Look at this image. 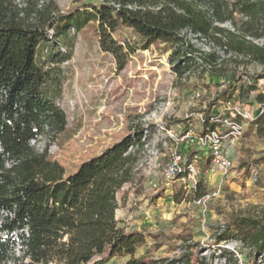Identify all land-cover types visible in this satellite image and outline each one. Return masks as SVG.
I'll use <instances>...</instances> for the list:
<instances>
[{
    "label": "trees",
    "instance_id": "1",
    "mask_svg": "<svg viewBox=\"0 0 264 264\" xmlns=\"http://www.w3.org/2000/svg\"><path fill=\"white\" fill-rule=\"evenodd\" d=\"M226 23L232 27L223 26ZM89 24L120 69L136 49L163 43L172 49L177 73L201 64L202 77L224 85L204 112L199 134L220 126L209 118L217 101H231L238 91L242 100L249 96L252 88L240 85L248 73L241 69L238 55L264 64V46L250 39L264 37V0H76L68 11L60 10L54 0H26L24 7L16 0H0V264L9 258L11 237L17 231L22 256L16 260L21 258L23 264H108L115 256L127 255V264L180 262L137 256L148 237L157 236L127 230L116 216L120 192L136 182L143 139H148L144 128L94 155L70 175L51 157L49 145L40 151L32 144L33 139L56 137L67 126L63 109L48 89L53 74L45 65L54 56L51 44L59 33L80 31ZM186 29L232 56L220 59L215 49L200 52L183 33ZM255 78L264 80V72ZM256 100L264 104V94ZM235 120L239 122L240 116ZM256 123L264 135V113ZM186 156L199 166L204 162L205 169L212 164V156L201 147ZM256 163L264 165V151ZM202 172L194 201L209 193ZM184 194L178 191L175 201L180 203ZM229 239L241 240L255 257L264 250V216L231 214L219 228V241ZM190 256L185 254V264H193ZM199 264H207L205 258Z\"/></svg>",
    "mask_w": 264,
    "mask_h": 264
},
{
    "label": "rangeland",
    "instance_id": "2",
    "mask_svg": "<svg viewBox=\"0 0 264 264\" xmlns=\"http://www.w3.org/2000/svg\"><path fill=\"white\" fill-rule=\"evenodd\" d=\"M54 1L62 11H68L76 2ZM16 3L24 7L26 0ZM223 26L232 27L230 23ZM191 39L200 52L214 50L200 39ZM250 39L264 46V37ZM51 49L54 56L45 65L53 74L48 89L63 109L67 126L54 138L42 137L38 144L50 146L49 154L64 166L67 175L139 127L146 130L148 140L160 149L159 159L152 158L150 168L139 169L136 182L125 186L119 194L116 216L120 225L157 236L156 240L148 237L147 243L138 248L137 256L177 259L180 262L176 264H185V254L190 252L193 264H199L202 258L207 264H215L219 228L231 214L264 216V165L256 163L264 151V135L256 123L264 113V104L256 100L258 94H264V80L255 78L264 72V64L238 55L241 69L245 67L248 73L243 75L240 85L252 88L249 96L242 100L238 91L233 100L217 101L211 109L212 114L223 118L235 120L240 116L245 132L242 138L226 137L233 162L230 170L212 165L205 169L201 162L200 171L209 193L214 195L206 205H200L192 198L200 175L197 181L178 177L167 184L163 172L175 152L200 147L195 140L204 127L200 114L221 89L208 76L199 74L201 64H193L190 72L180 75L171 60L172 49L162 43L136 49L125 68L120 69L115 56L101 48L91 24L80 31L70 28L59 33ZM215 51L220 59L232 56L219 47ZM198 62L202 63L201 59ZM197 92L201 96L197 97ZM254 167L260 174L257 182L252 181L250 174ZM180 190L185 198L178 203L175 194ZM19 233L11 237L13 250L4 264L25 262L21 258L16 260L22 256ZM241 255V262L229 255L231 264H255L249 251L242 249ZM129 259V255L115 256L108 264H127Z\"/></svg>",
    "mask_w": 264,
    "mask_h": 264
},
{
    "label": "built area",
    "instance_id": "3",
    "mask_svg": "<svg viewBox=\"0 0 264 264\" xmlns=\"http://www.w3.org/2000/svg\"><path fill=\"white\" fill-rule=\"evenodd\" d=\"M183 33H186L190 38L194 37L196 39H200L206 46H211L215 49L213 42L207 38H204L201 34L194 33L190 29L184 30ZM221 59H223V57H221ZM223 86L224 85H221L220 87L223 88ZM196 95L199 97L201 96V93L197 92ZM200 116L202 120H204V113L200 114ZM244 116L248 117L247 115ZM209 118L212 121L220 123V126L216 129L207 130L205 133L197 135L195 137L196 143L212 156V166L218 167L224 171H228L233 167V162L227 149L226 137L229 135H234L236 138H242L245 132V127L236 120H232L228 117L223 118L215 113H211ZM225 125L228 127V129L224 127ZM41 139L42 138L39 140L33 139L32 144L37 145L40 148V151H44L45 146L42 145L40 147L38 144ZM143 141L145 142V148L143 151L144 154L137 163V171L143 168H150V165L152 164V158L159 159L160 157V149L155 143L150 142V140H148L146 137L143 139ZM49 147L50 146H48V152ZM186 152V150L184 153L182 151L175 152L169 162L166 163L163 176L167 184L181 176L183 178H188L189 180L197 181L196 179L200 175V166L197 162H189L186 158ZM250 174L252 181L257 182L259 180L260 174L257 167L252 168ZM213 195L214 194L208 193L204 197L196 200V203L200 205H206L212 199ZM218 245L219 249L217 252H215L217 255L215 264H231L229 255L237 257L239 262H241V250L244 249L249 252L251 251V248L246 247L239 239L224 240ZM225 251L228 252L229 255L225 254ZM255 264H264V250L260 253H256Z\"/></svg>",
    "mask_w": 264,
    "mask_h": 264
}]
</instances>
